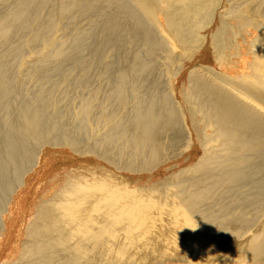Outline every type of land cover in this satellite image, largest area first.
Wrapping results in <instances>:
<instances>
[{
	"label": "bare ground",
	"instance_id": "6f19581e",
	"mask_svg": "<svg viewBox=\"0 0 264 264\" xmlns=\"http://www.w3.org/2000/svg\"><path fill=\"white\" fill-rule=\"evenodd\" d=\"M230 1L0 0V230L6 238L18 231L20 201L35 192L45 146L98 157L119 170L126 169L120 165L128 152L129 172L172 169L164 144L180 131L167 75L197 137L205 176L191 197L172 194L168 174L129 192L135 183L97 165L60 178L31 200L30 210H37L12 264H264V239L258 241L264 224L230 239L215 231L208 212L222 188L231 191L264 164V0L232 9V19L222 14ZM156 22H164L165 38ZM207 39L225 72L206 69L211 78L192 68L201 50L211 52ZM61 86L80 97L71 120L58 110ZM209 125L212 135L205 132ZM211 165L216 171L208 172ZM21 184L26 192L17 191L8 206ZM177 248L182 262L170 257Z\"/></svg>",
	"mask_w": 264,
	"mask_h": 264
},
{
	"label": "rangeland",
	"instance_id": "374dc122",
	"mask_svg": "<svg viewBox=\"0 0 264 264\" xmlns=\"http://www.w3.org/2000/svg\"><path fill=\"white\" fill-rule=\"evenodd\" d=\"M252 2H254V0H232L230 1L231 4L222 12V14L225 15L227 18L232 19V15H231L232 9H236L237 11L244 10L247 7V5H249ZM156 23L158 29L161 32H163L160 34H162V36H164L165 38L166 37L165 35L167 34L164 32V27H165L164 22H156ZM253 33L258 34L257 31H253ZM167 41L170 44H173L172 41L169 40ZM212 47L213 46L211 40L207 39L206 48H209L211 52L206 51V49L201 50L199 52V56L201 57V60L197 61L196 62L197 64L192 65L193 69H198L199 71L205 69L204 74L206 73V76L209 78L213 76L212 72H217V73L221 72V74L225 73L224 71L222 70L219 71L217 69L216 66L217 63L215 62V58H214L215 55L213 54L214 50L212 49ZM171 50L176 53L178 51L176 48H172ZM200 65L204 66L205 68H202V66ZM206 69H209L212 72H208ZM164 81L166 84L168 95L178 111V118H179L178 130L180 131V137L177 138V136L176 137L171 136L167 138V141L164 144L166 150H164L163 152V158L166 159L168 164L171 163V165H173L172 169L165 170L163 169L162 166L161 167L159 166L155 170H152L151 172L148 173L140 170L138 171L135 170V172H129L133 170L132 168L134 166L131 167L132 165L130 163L132 162V160L128 156V152H125L120 165V167L126 169L119 170L116 165L108 164L107 162H105L104 160L102 161V159L98 157H91V156L86 158L77 157L67 148L52 147V146H45L41 148L38 153L41 156L45 155L46 163L45 165L43 164L44 166L42 165L40 172L34 178L35 180L33 181L34 182L33 185L36 186L32 185V187H36L34 188L35 192L25 194L23 199L20 201L19 212L22 213L19 214L20 219H17V217L19 218L18 215L14 223V227L15 228L18 227V231L15 232L13 236L6 238L7 235L5 230L2 229L0 230V241H1L0 264H12L16 260L19 254L20 248L18 244H20V242L24 238V230L29 223L30 216L31 215L33 216V213L37 210V208H32L31 210L29 208L33 197L35 195L41 194L44 188L53 186L55 183H57L58 185L59 181L62 178L73 177L76 174H78V172L91 171L92 169H94L92 165H97L95 167L96 170H103L116 178H123L126 181H132L133 183H135L136 185L131 186V188L127 192L137 188L138 184L143 185L144 183L143 186H146L151 183H154L158 178L164 176L165 174H168V175H172V177L170 180L166 182V184L167 187L171 190L170 192L172 194H176V195L182 194L185 197H191L195 193L196 189L193 187V184L200 182L205 178L203 172L199 171L201 164L198 156V140L194 134L191 124L187 120L186 111L181 106V98L178 90L174 87L172 78L167 75L164 77ZM168 82L171 84H168ZM186 83H188V81ZM58 90L59 91L57 92V95L59 99V103H58L59 113L61 112L62 114H65L67 117H69L67 119L71 120L73 119L75 113L79 110L80 97L75 92L64 91V88H62V86ZM192 101L193 99L189 98V102L185 105V107L186 108H188V106L191 107ZM197 118L201 122V126H204L205 119L203 118V116L200 114L197 116ZM76 124H71L70 127L72 129H74L75 127L76 129L77 127ZM213 129L214 127L212 125L205 126V132L209 135L213 134ZM185 146H187V148ZM191 151H192V156L184 161L187 153ZM39 154H37V158L35 162L36 166L39 164V161L41 159V156ZM36 166H34L33 169H35ZM187 168H189L191 172L184 174L181 178L177 176V173ZM213 171H216V167H214V165H211L208 169V172H213ZM29 173H31V171L28 172V174ZM257 173L251 176L250 178L243 180L242 182L237 184L234 189L228 191L225 194L224 192L226 190L222 188L218 195L212 197L209 200L210 203L208 205V212L211 214L212 218L216 219L217 221L216 224L218 225L219 228L215 227L214 229L218 234H224V237L230 239L232 238L240 239L248 234L255 233L264 224V164L262 165L261 169L257 171ZM248 180L250 181V183ZM246 183L249 186H247ZM21 186L16 188V190H14V192L12 193L8 206L12 202V199L17 195V191L20 190L26 192L25 191L27 189L26 185L24 186L23 184H21ZM222 192L223 194H221ZM198 207L200 208L202 206H198ZM21 209L23 211H21ZM29 210L32 213L29 214V216L27 217L26 212H28ZM5 211H3L1 215V221L3 220L2 217L7 215L6 214L7 212ZM222 228L223 230H221ZM219 231H221V233H219ZM259 235L262 236L258 241L263 240L264 232L260 233ZM4 240L6 241L4 242ZM173 253H174L173 256H170L173 259L180 260V262L185 260V255L182 248H177V251ZM160 263L161 260H157V261L155 260L153 264H160Z\"/></svg>",
	"mask_w": 264,
	"mask_h": 264
}]
</instances>
